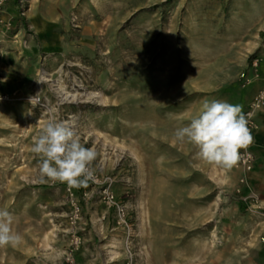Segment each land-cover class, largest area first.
<instances>
[{"label": "rangeland", "instance_id": "1", "mask_svg": "<svg viewBox=\"0 0 264 264\" xmlns=\"http://www.w3.org/2000/svg\"><path fill=\"white\" fill-rule=\"evenodd\" d=\"M254 10L252 27L228 32L234 14ZM0 20L3 90L39 91L50 106L0 105V209L21 237L0 246V264H69L67 184L40 182L31 150L55 117L76 119L97 153L92 167L125 207L117 223L97 186L72 187L81 205L74 264H264V106L246 172L208 164L173 136L205 99L243 111L264 84L239 78L255 57L264 78V0H3ZM58 80L75 99H60Z\"/></svg>", "mask_w": 264, "mask_h": 264}, {"label": "clouds", "instance_id": "2", "mask_svg": "<svg viewBox=\"0 0 264 264\" xmlns=\"http://www.w3.org/2000/svg\"><path fill=\"white\" fill-rule=\"evenodd\" d=\"M39 82V81H37ZM30 98L33 106L37 103ZM174 140L188 142L197 149V158L231 169L240 159V149L247 147L252 136L240 105L225 100L205 99L190 122L178 127ZM32 152L40 157L39 181L66 183L71 187L87 186L94 178L91 168L97 153L81 143L80 136L66 121L50 119L34 138ZM12 213L0 209V246L18 245L19 233L12 228Z\"/></svg>", "mask_w": 264, "mask_h": 264}, {"label": "built area", "instance_id": "3", "mask_svg": "<svg viewBox=\"0 0 264 264\" xmlns=\"http://www.w3.org/2000/svg\"><path fill=\"white\" fill-rule=\"evenodd\" d=\"M2 1L3 0H0V5ZM20 15L24 16V11L22 9ZM6 29H9V25L6 26ZM262 32L264 33V28L262 29ZM16 36L17 34L15 33L13 37L15 38ZM25 44L26 41L24 40V45ZM239 78L243 86L259 80H264L257 57L251 60L248 68H246L244 71L240 73ZM34 97H35L34 102L37 103L36 106H33V104L30 102V98H34ZM22 100L28 102V104L31 107L37 110H43V112L50 110L49 104H47L46 100H44L43 96L39 91L33 92L29 95H23L20 94L18 91H12V92L5 91L3 90L0 84V105L2 103L22 101ZM263 106H264V84L258 89L249 106L245 110H243V113L245 114L246 119L248 121V127L250 129L251 135L253 134L254 130L257 128L256 113ZM71 117L69 116V118ZM53 119L58 120L57 117ZM66 122L69 124L70 127L73 128V124H71L70 121H66ZM239 154H240V159L235 166L241 168L244 172L251 170L254 164V155L252 154V152L247 148H242L240 149ZM91 168L94 172V178L89 180L88 183L92 186H97L100 190L101 198L105 203V205L107 206V208L115 210L117 223H124L125 207L116 201L115 195L113 194L110 185L107 183V180H104L103 177L101 176L100 169L98 167L94 168L92 167V165ZM66 191H67V202L70 208V213L68 216V227H69L68 233L72 237L70 245L73 246L66 257V261L69 264H74L72 252L76 250V248L79 246L80 243V236L78 234V229L81 220V205L75 194L74 189L68 184L66 187ZM259 243H261L263 247V255H264V225L262 227L261 234L259 235ZM127 264H135V263H133V261H129Z\"/></svg>", "mask_w": 264, "mask_h": 264}, {"label": "bare ground", "instance_id": "4", "mask_svg": "<svg viewBox=\"0 0 264 264\" xmlns=\"http://www.w3.org/2000/svg\"><path fill=\"white\" fill-rule=\"evenodd\" d=\"M254 13H256V10H254V12H250V13H243L244 14V17L242 16L243 14L242 13H236L234 14L233 17H231L230 19V24H229V28H228V32L230 31L231 34L233 35H236L238 33H240L239 31L243 28H249V27H252L253 23H252V16L254 15ZM28 20L30 21V27H33V16L32 15H29L28 16ZM37 31V30H36ZM218 40H223V41H229L230 38H226V37H220V38H217V40H214L215 43L218 42ZM213 45H215L213 43ZM43 74V77L42 79L43 80H47L45 78V75H47L45 72H42ZM55 90L57 91V93L59 94V97L62 101L64 100H69V99H75L76 96H77V93H69L67 92L66 90H64V87L62 86L61 84V81L58 80L55 84ZM93 95H99L98 92H94L92 93ZM76 119L72 120L71 121V124H76L74 121ZM38 122H41V120H38ZM0 141H3V139H0ZM264 202V199L262 200ZM50 213H48L46 216H49ZM126 238H124V248L127 249V244H129V241H126L127 240V236H125ZM114 244L110 245V246H113ZM109 255H110V258L113 259L115 258L117 255H118V252L115 251V250H110L109 251Z\"/></svg>", "mask_w": 264, "mask_h": 264}]
</instances>
